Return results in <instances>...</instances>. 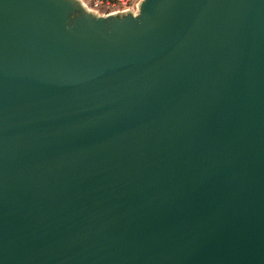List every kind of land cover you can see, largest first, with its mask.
<instances>
[{"label":"water","instance_id":"water-1","mask_svg":"<svg viewBox=\"0 0 264 264\" xmlns=\"http://www.w3.org/2000/svg\"><path fill=\"white\" fill-rule=\"evenodd\" d=\"M136 5L0 0V264H264V0Z\"/></svg>","mask_w":264,"mask_h":264},{"label":"built area","instance_id":"built-area-1","mask_svg":"<svg viewBox=\"0 0 264 264\" xmlns=\"http://www.w3.org/2000/svg\"><path fill=\"white\" fill-rule=\"evenodd\" d=\"M86 8L103 15L124 10L137 11L139 0H81ZM105 11V12H104Z\"/></svg>","mask_w":264,"mask_h":264}]
</instances>
